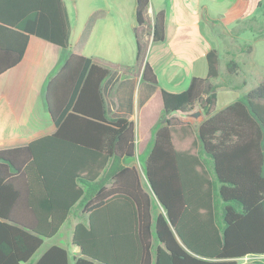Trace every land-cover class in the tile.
Segmentation results:
<instances>
[{
  "label": "trees",
  "instance_id": "1",
  "mask_svg": "<svg viewBox=\"0 0 264 264\" xmlns=\"http://www.w3.org/2000/svg\"><path fill=\"white\" fill-rule=\"evenodd\" d=\"M148 4L135 0L136 25ZM30 34L68 47L62 0H0V74L21 60ZM164 38L161 10L152 39ZM206 61L205 77L161 91L164 122L153 133L145 188L136 167L120 162L133 157L135 132L132 121L108 114L102 83L110 68L71 53L45 88L56 131L0 149V264H29L76 210L73 264H238L245 256L240 264H264V79L215 112L225 86L213 81L215 48ZM238 70L237 60L226 62L230 76ZM142 78L157 83L148 62ZM196 107L204 118L195 126L169 115ZM70 260L67 249L52 245L34 264Z\"/></svg>",
  "mask_w": 264,
  "mask_h": 264
},
{
  "label": "crops",
  "instance_id": "2",
  "mask_svg": "<svg viewBox=\"0 0 264 264\" xmlns=\"http://www.w3.org/2000/svg\"><path fill=\"white\" fill-rule=\"evenodd\" d=\"M62 1L69 26L68 47L30 34L21 60L0 74V149L23 146L56 131L46 106V83L75 53L110 68L102 83L108 114L132 121L135 132V153L120 162L135 166L143 187L148 188L146 159L154 130L164 122L162 89L179 92L192 76L205 77L207 52L215 48L220 56L218 38L220 42L223 37L232 40L233 28L227 26L253 17L264 0H149L141 25L135 23V0H91L84 10L76 0ZM161 10L165 14V38L154 42V15ZM216 25L224 26L225 36L221 30L215 33ZM137 40L141 47L138 59ZM146 62L156 74L155 84L142 78ZM77 83L75 79L74 86ZM189 112L169 115L194 126L204 118L203 114L199 118L187 116ZM76 221L71 220L65 236L59 238L56 233L55 238H43L27 263L34 264L49 247L58 245L68 250L73 264L72 256L79 253V247L71 242Z\"/></svg>",
  "mask_w": 264,
  "mask_h": 264
},
{
  "label": "rangeland",
  "instance_id": "3",
  "mask_svg": "<svg viewBox=\"0 0 264 264\" xmlns=\"http://www.w3.org/2000/svg\"><path fill=\"white\" fill-rule=\"evenodd\" d=\"M79 3L80 9L84 10L86 7V2L91 0H76ZM253 17L245 18L238 21L236 24L233 23L228 25L227 28H233L231 37L232 40L228 42V39L224 41L217 40V46L220 51L219 56V74L213 80L214 82H221L225 86L220 87L217 90V100L215 112L221 110L236 98L243 95L254 86H256L260 81L264 79V37L257 36V29L259 26L263 27L264 30V1L263 4L254 11ZM215 33H221L224 35V26L216 25ZM251 45L252 49L247 52V47ZM221 47V48H220ZM226 48L229 51H226ZM235 59L239 63V70L235 75H229L226 71V62L229 59ZM76 220L79 219L80 212L76 210L71 214ZM69 216L64 222L63 226L59 229L56 237H63L67 234V226L73 219ZM54 236V238H55ZM53 239V238H52ZM48 241V240H47ZM250 259V256L242 257L237 260V263H243Z\"/></svg>",
  "mask_w": 264,
  "mask_h": 264
},
{
  "label": "water",
  "instance_id": "4",
  "mask_svg": "<svg viewBox=\"0 0 264 264\" xmlns=\"http://www.w3.org/2000/svg\"><path fill=\"white\" fill-rule=\"evenodd\" d=\"M187 116H192L193 118H199L201 115H202V113H201V110H195V111H192V112H189V113H187L186 114ZM175 234H176V237H177V239L179 240V242L181 243V245L185 248V249H187V247L185 246V244L182 242V240L179 238V236L177 235V233L175 232ZM188 250V249H187Z\"/></svg>",
  "mask_w": 264,
  "mask_h": 264
},
{
  "label": "built area",
  "instance_id": "5",
  "mask_svg": "<svg viewBox=\"0 0 264 264\" xmlns=\"http://www.w3.org/2000/svg\"><path fill=\"white\" fill-rule=\"evenodd\" d=\"M246 257V256H245Z\"/></svg>",
  "mask_w": 264,
  "mask_h": 264
}]
</instances>
